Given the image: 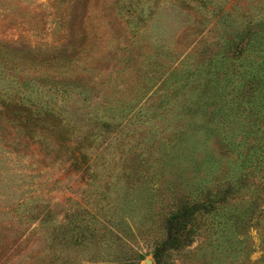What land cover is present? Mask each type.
Here are the masks:
<instances>
[{"label": "rangeland", "instance_id": "obj_1", "mask_svg": "<svg viewBox=\"0 0 264 264\" xmlns=\"http://www.w3.org/2000/svg\"><path fill=\"white\" fill-rule=\"evenodd\" d=\"M0 264H264V0H0Z\"/></svg>", "mask_w": 264, "mask_h": 264}, {"label": "trees", "instance_id": "obj_2", "mask_svg": "<svg viewBox=\"0 0 264 264\" xmlns=\"http://www.w3.org/2000/svg\"><path fill=\"white\" fill-rule=\"evenodd\" d=\"M39 112H40V110H37V111L34 112V115L36 117H38V118H40ZM186 215H187V212L183 211V216H181V218L178 221H177L178 216H177V219H176V224L180 225L182 227V229L185 228L186 217H187ZM190 227H192V225H190Z\"/></svg>", "mask_w": 264, "mask_h": 264}]
</instances>
